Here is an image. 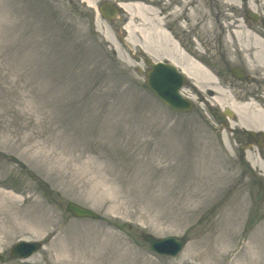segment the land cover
Returning <instances> with one entry per match:
<instances>
[{
  "label": "rangeland",
  "instance_id": "1",
  "mask_svg": "<svg viewBox=\"0 0 264 264\" xmlns=\"http://www.w3.org/2000/svg\"><path fill=\"white\" fill-rule=\"evenodd\" d=\"M180 1L153 6L160 19L173 14L164 19L169 32L203 41L219 69L244 70L251 82L226 76L236 94L264 97V82L244 69L228 30H203L181 11L176 17ZM99 2L145 7V0H0V192L19 217L0 234V264H238L244 246L264 253L261 137L253 164L239 157L248 133L236 122L234 132L218 128L212 114L221 110L203 91L190 92L202 103L189 114L163 106L144 86L145 25L129 26L127 15L122 24L103 20ZM217 2L204 0L202 12L223 23L221 13H232ZM238 11L264 33V10L251 11L255 22L246 7ZM68 202L98 220L72 218ZM143 235L187 242L176 257H160ZM18 241L42 248L10 260Z\"/></svg>",
  "mask_w": 264,
  "mask_h": 264
},
{
  "label": "bare ground",
  "instance_id": "2",
  "mask_svg": "<svg viewBox=\"0 0 264 264\" xmlns=\"http://www.w3.org/2000/svg\"><path fill=\"white\" fill-rule=\"evenodd\" d=\"M159 0H145V7L139 4H124L120 3L121 10L129 16V26L134 21H141L142 25H145V48L144 53L156 60L167 59L170 62H176L177 59L186 61V56L182 54L180 50L176 48L170 33L168 32L167 25L164 24V19L167 20L173 16L171 14L167 18H159V15L154 13L155 2ZM204 0H181L178 13H174L176 17L186 13V18L192 23H196L201 29L209 31L219 25V30L225 32L228 30L227 43H232L235 46V54L242 60L244 69L249 73H257L259 79L264 82V33L255 26H252L247 21L241 22L239 18V4L246 7L248 12L257 13L258 9L264 10V0H217V4L220 8H225L226 11L232 14H224L222 10L221 20L219 17L211 19L210 15L203 13L202 2ZM215 1V0H212ZM165 4V9H166ZM181 14L179 15V12ZM174 17V16H173ZM262 20H264V12L260 14ZM218 19V20H217ZM213 20V25L211 21ZM264 24V21H263ZM129 26L127 30L130 32ZM154 34V35H153ZM157 51H151L155 48ZM171 49V50H170ZM165 53V58H158V53ZM188 64V65H187ZM185 67L180 66L179 69L188 77L190 82L199 90L208 88L213 96L212 101L219 108L227 109L230 113L236 116L237 127L244 130H250L260 132L264 135V99H261L259 103L245 102L238 103L241 97L228 95L224 90L212 84V77L207 70L198 63L188 62ZM175 65V63H174ZM208 90V91H209ZM247 159L253 164L256 163L252 154H248ZM5 194L0 192V212L7 213L8 219L6 221L0 220V234L9 229L14 220H18L19 217L12 216L8 204L1 201V197H5ZM9 215L12 217L9 218ZM23 218V217H21ZM20 218V219H21ZM13 220V221H12ZM11 222V223H10ZM247 248V252L245 249ZM262 249H259L258 245H252L251 247L244 246L240 250L237 256H240V263L238 264H264L260 262V257L263 255ZM194 260H201L200 254L193 256ZM264 260V259H263Z\"/></svg>",
  "mask_w": 264,
  "mask_h": 264
},
{
  "label": "water",
  "instance_id": "3",
  "mask_svg": "<svg viewBox=\"0 0 264 264\" xmlns=\"http://www.w3.org/2000/svg\"><path fill=\"white\" fill-rule=\"evenodd\" d=\"M102 17L112 20L117 10L103 3L99 7ZM152 71L147 74L146 85L148 89L155 94L168 107L177 112H187L190 110V104L179 96L178 90L182 85L183 77L176 73L173 67L157 63L150 65ZM66 211L77 218H95L88 210L82 209L74 204L68 203ZM149 246L157 253L169 256H175L183 247L184 241L174 237L164 239H153L150 236L143 237ZM40 247L38 243L20 242L14 245L10 250L12 259L26 258L36 252ZM2 258L0 257V261Z\"/></svg>",
  "mask_w": 264,
  "mask_h": 264
},
{
  "label": "flooded vegetation",
  "instance_id": "4",
  "mask_svg": "<svg viewBox=\"0 0 264 264\" xmlns=\"http://www.w3.org/2000/svg\"><path fill=\"white\" fill-rule=\"evenodd\" d=\"M179 38H180L181 44L184 46V50H185L184 55L186 56V61L183 62V61H181V59H177L176 60L177 61V65L185 67V65L187 64V61L191 62L193 60H197V61L199 60V62L204 64V65H207V63L211 62L208 59L210 50L207 48V46H202L201 47V50L203 52V56H202L201 54L196 53V51L194 49V46H193V43H192L193 37L181 36ZM180 51H182V50L180 49ZM248 140H249V142H254L255 141V139H251V138H248ZM240 153L241 154H239V155H241V156L244 155L242 152H240Z\"/></svg>",
  "mask_w": 264,
  "mask_h": 264
}]
</instances>
